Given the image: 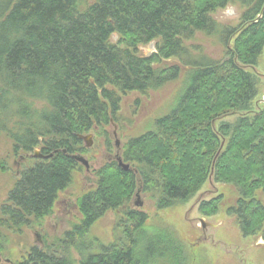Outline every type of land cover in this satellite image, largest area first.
<instances>
[{
    "label": "trees",
    "instance_id": "1",
    "mask_svg": "<svg viewBox=\"0 0 264 264\" xmlns=\"http://www.w3.org/2000/svg\"><path fill=\"white\" fill-rule=\"evenodd\" d=\"M0 0V136L11 153L36 148L48 160L23 169L0 208L1 230L40 223L52 213L57 195L81 166L78 136L106 135L118 121L121 96L158 91L179 79L186 88L175 108L155 121L153 130L129 139L121 160L94 171L95 188L76 200L77 224L60 240L31 248L19 264H158L179 260L184 250L172 243L175 256L154 257L149 247L138 255L139 231L148 217L130 207L137 181L152 194L157 208L185 204L213 180L237 191L226 216L244 236L264 240V103L255 75L264 52V0ZM228 5L241 10L235 27L212 16ZM213 38L224 49L220 60L192 54L185 42L196 34ZM118 36V42L110 38ZM157 41L156 53L141 57L137 48ZM109 143H107L108 146ZM7 167L0 164V172ZM222 196L201 202L199 213L215 216ZM109 211L119 212L114 240L93 252L86 244L91 227ZM77 257H74L71 250ZM179 257V259H178ZM161 264V263H160Z\"/></svg>",
    "mask_w": 264,
    "mask_h": 264
},
{
    "label": "rangeland",
    "instance_id": "2",
    "mask_svg": "<svg viewBox=\"0 0 264 264\" xmlns=\"http://www.w3.org/2000/svg\"><path fill=\"white\" fill-rule=\"evenodd\" d=\"M96 0H82L81 9L92 5ZM242 10L238 6L228 5L225 9L216 12L212 18L222 26L235 27L239 23ZM118 36L110 38L112 43L118 42ZM157 41L139 46L137 53L141 57H149L156 53ZM192 54L201 53L212 59L220 60L224 56L223 47L213 38L196 34L191 41L184 43ZM156 67L178 66L181 70L177 81L167 84L158 91L146 94L130 93L121 96L118 121H110L104 129L106 135H92L91 147L78 154L84 157L89 164L86 173L83 166L73 174L71 185L57 195L52 213L40 223L31 224L18 230H1L4 235V247H0V264H19L24 260L31 248L43 250L45 245L54 240H60L65 233L77 224L80 215L76 209L78 197L95 188L94 171L111 162H116L115 156H121L123 147L129 139L151 131L155 121L170 113L177 105L182 92L186 88L182 65L175 59L163 60ZM185 71V72H184ZM259 79V96L256 103H264V52L255 70ZM115 132L116 137L113 133ZM119 142L118 148L115 142ZM107 143L108 146H107ZM10 140L0 136V164L7 167L0 172V208L5 203L8 192L13 187L19 173L33 164L35 159L31 154L20 153L12 155ZM35 151H40L36 148ZM26 159L21 161V158ZM222 196L219 211L215 216L204 217L198 211L201 202H208ZM257 199L264 205V195L256 194ZM237 199V191L231 185L216 184L212 179L207 181L200 191L187 203L179 204L171 209H159L152 194L142 192L137 181L136 190L130 202V207L147 215L148 219L138 235V255L145 257L144 248L149 247L154 257L168 252L173 256L171 244H178L187 257V264H264V240L261 234L244 236L236 227L233 218L226 216L228 207L233 206ZM141 203L137 207L136 203ZM75 206V209L66 211V206ZM119 212L109 211L91 227L86 237L89 249L95 252L98 245H109L114 240V227ZM203 223L205 226L203 227ZM74 257L76 252L71 250ZM179 259V257H178ZM179 261V260H178ZM177 260L159 259L158 264H176Z\"/></svg>",
    "mask_w": 264,
    "mask_h": 264
},
{
    "label": "water",
    "instance_id": "3",
    "mask_svg": "<svg viewBox=\"0 0 264 264\" xmlns=\"http://www.w3.org/2000/svg\"><path fill=\"white\" fill-rule=\"evenodd\" d=\"M113 135H114V137H116L115 132L113 133ZM78 138L81 139V140L85 143V147H86V149H88V148L91 147L92 143H91L90 140H91V138H92V135H87V136H85V135H81V136H78ZM115 145H116V147L118 148V146H119V142L116 141V142H115ZM52 156H53V154H50V155L45 156V155L41 154L39 151H34V153H33V155H32V158H33V159H40V160H48V159H51ZM72 159H73L76 163H78V164H80L81 166H83L84 169H85V172H86V173L89 172V164H88L87 160H86L84 157H82L81 155L76 154V155H73V156H72ZM23 160H24V158L22 157V158H21V161H23ZM115 160H116L118 166H119L120 168H122L124 171H127V170L129 169V166L126 165V164H124V163L122 162L121 157L119 156L118 153H117L116 156H115ZM135 205H136L137 207H141V206H142V204H141L140 202H139V203H136ZM201 224H202L203 227L205 226L203 223H201Z\"/></svg>",
    "mask_w": 264,
    "mask_h": 264
},
{
    "label": "flooded vegetation",
    "instance_id": "4",
    "mask_svg": "<svg viewBox=\"0 0 264 264\" xmlns=\"http://www.w3.org/2000/svg\"><path fill=\"white\" fill-rule=\"evenodd\" d=\"M29 158H31V156H29ZM26 159V158H25ZM24 159V160H25ZM75 209V206L74 205H72V206H66L64 209L66 210V211H69V209Z\"/></svg>",
    "mask_w": 264,
    "mask_h": 264
}]
</instances>
